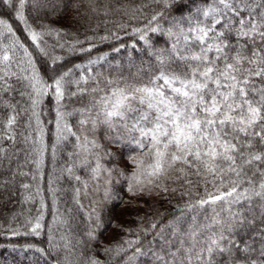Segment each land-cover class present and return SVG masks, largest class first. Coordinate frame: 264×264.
<instances>
[{
	"label": "snow or ice",
	"instance_id": "1",
	"mask_svg": "<svg viewBox=\"0 0 264 264\" xmlns=\"http://www.w3.org/2000/svg\"><path fill=\"white\" fill-rule=\"evenodd\" d=\"M84 3L94 14L145 20L116 27L137 38L133 49L143 42L155 71L146 79L94 71L107 53L65 63L58 48L92 53L96 37L60 42L63 30L44 20ZM0 9V192L40 205L37 216L25 217L26 231L10 229L13 236L45 233L42 182L51 165L56 211L47 247L25 246L32 264H264V0H105L102 8L97 0H0ZM110 38L121 39L119 31L99 37ZM46 100L53 120L42 119ZM125 156L130 172L119 166ZM59 179L73 184L82 232L72 208L56 207ZM121 180L133 195L172 193L184 203L167 234L149 221L125 229L131 238L95 249L99 206L114 199ZM90 191L101 198L85 210L80 197ZM53 227L63 229L59 239Z\"/></svg>",
	"mask_w": 264,
	"mask_h": 264
},
{
	"label": "trees",
	"instance_id": "2",
	"mask_svg": "<svg viewBox=\"0 0 264 264\" xmlns=\"http://www.w3.org/2000/svg\"><path fill=\"white\" fill-rule=\"evenodd\" d=\"M79 2V0H77ZM105 0H97V5L102 8ZM120 3L127 6H135L141 3H147L148 0H119ZM4 9H0V12ZM149 11V9H145ZM31 19V17H30ZM52 28L62 29L63 32L60 36V42H74L76 39L85 40L87 36H95L96 39L91 43L97 46L93 48L92 53H79L69 54L67 52V45L65 49H57L58 55L66 57L65 63L69 66L73 63H86L89 56L108 54L107 60L102 62V66H97L94 71H100L104 75H111L113 77L123 76L147 78L145 73L155 71L154 61H150L143 53V42L138 41L135 49L131 47L134 41H137L135 36L126 34V31H120L116 25L119 22L130 23L132 26H142L145 20L140 21H128L126 17L121 15L110 14L104 16L102 14H94L90 12L87 4L84 3L79 12L76 10H68L59 13L48 15L44 20ZM119 31L121 39L110 38L109 41H100L99 37L103 35H110L113 32ZM127 31H130L128 29ZM151 35V34H150ZM153 40L156 48H163L164 41L162 38L153 36ZM50 44L56 43V38H49ZM125 44L126 47L122 48L120 52L113 51L114 47H118L120 44ZM88 44L78 45L77 47H87ZM152 64L153 67H149ZM46 107L43 109L45 115L42 119L45 121L53 120L55 113L53 111V103L49 100L45 101ZM74 119V118H73ZM49 131V142L51 143V133L53 127L51 124L47 125ZM112 149H115L113 147ZM116 150V149H115ZM63 157H61V160ZM125 159L129 166V172L131 171V165ZM60 167V162L56 165ZM51 174V165L44 169V181L42 182L43 197L47 207L44 212V224L45 233L39 237L32 235H16L11 234L10 229H19L21 232L26 231L24 227L25 217H32L38 215L40 205L36 203H23L19 194L10 196L7 192H0V264H32L34 253L31 250L24 251L25 246L29 244L36 245L38 247H47V227L51 226L52 216L55 214V207H53L51 193L47 190L48 177ZM82 177L87 178V173L81 171L79 173ZM55 178V177H53ZM27 182V181H26ZM53 187L60 189L57 192L58 203L56 207H59L60 212L63 213L66 208L73 209V215L75 220L72 222L74 229L79 233L86 228V222L84 214L78 212L72 202V187L73 184L69 183L66 179H59ZM117 192L115 199L108 205L101 213V226L98 230V242L94 245L95 249H100L105 245H111L122 241L123 239L131 238L126 235L125 229L137 230L141 224L147 225L149 221H158V226H165V233L167 234V224L169 220L175 219V213L177 206L183 205L184 199L180 198L178 194L169 193L167 197L157 196L153 194L148 195H133L127 190V182L121 180L116 185ZM17 193L21 190L15 189ZM141 199H144L141 200ZM148 199L150 201H148ZM140 201V202H138ZM85 202V200H84ZM149 203L147 206L146 203ZM142 205H139L141 204ZM85 206V205H84ZM141 206V208H140ZM85 210H87L85 206ZM150 214V216L148 215ZM200 215H203L201 213ZM15 216V219L13 217ZM143 218V220H141ZM63 229H60L62 231ZM60 231L53 227V233L59 239ZM146 244L147 241L145 240ZM13 247L16 251H13ZM144 264V261L141 262Z\"/></svg>",
	"mask_w": 264,
	"mask_h": 264
},
{
	"label": "rangeland",
	"instance_id": "3",
	"mask_svg": "<svg viewBox=\"0 0 264 264\" xmlns=\"http://www.w3.org/2000/svg\"><path fill=\"white\" fill-rule=\"evenodd\" d=\"M112 151H116L115 149H111ZM117 155H119V154H117ZM119 166L122 168V169H125V170H127V171H129L130 169H129V166H128V163H127V161L125 160V159H122L121 161H120V164H119ZM117 187L115 186V188H114V194H115V197H116V192H117ZM115 197H114V199H115ZM101 197L99 196V194H96V193H93V192H89V195L88 196H84L83 194L81 195V197H80V199H81V202L86 206V208L88 209V207H89V204H90V201L92 200V199H97V200H99ZM114 199H112V200H110L111 202L114 200ZM84 200H85V202H84ZM141 200H143L144 201V199H141ZM110 201H107V202H104L103 204H101L100 206H99V211L100 212H102V211H104V209H106L107 207H108V205H109V203H110ZM148 201H150L149 199H148ZM138 202H140V201H138ZM149 203L147 202L146 203V205L145 206H147ZM139 205H142V203L141 204H139ZM140 208H141V206H140ZM149 216H150V214H148Z\"/></svg>",
	"mask_w": 264,
	"mask_h": 264
}]
</instances>
